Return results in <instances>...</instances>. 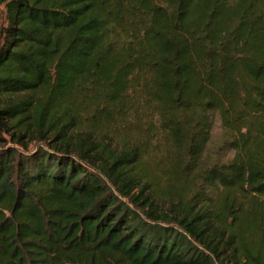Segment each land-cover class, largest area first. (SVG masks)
Listing matches in <instances>:
<instances>
[{
    "label": "trees",
    "instance_id": "trees-1",
    "mask_svg": "<svg viewBox=\"0 0 264 264\" xmlns=\"http://www.w3.org/2000/svg\"><path fill=\"white\" fill-rule=\"evenodd\" d=\"M1 18L0 264H264V0H0ZM135 90L188 162L100 138ZM212 112L235 155L197 169Z\"/></svg>",
    "mask_w": 264,
    "mask_h": 264
},
{
    "label": "rangeland",
    "instance_id": "rangeland-1",
    "mask_svg": "<svg viewBox=\"0 0 264 264\" xmlns=\"http://www.w3.org/2000/svg\"><path fill=\"white\" fill-rule=\"evenodd\" d=\"M3 26L5 23L1 18L0 27ZM133 99L135 104L132 110L123 114L112 111L109 118L100 121L98 128H95L100 138L117 152L131 147L144 149V160L148 162L147 165L150 166V169H160V164L168 159H173V162L179 159L181 162H188L187 159L179 158L170 151V138L162 131L163 126L155 112V107L148 104L149 99L145 93H142V90H135ZM209 116L212 120L210 140L203 157L195 162L194 167L197 169L211 167L217 163H226L235 155L234 151L229 150L220 115L212 112ZM183 166L189 169L187 163ZM181 180L182 183L185 182L184 178Z\"/></svg>",
    "mask_w": 264,
    "mask_h": 264
}]
</instances>
